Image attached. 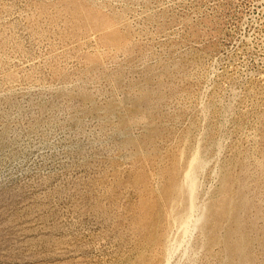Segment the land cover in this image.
Wrapping results in <instances>:
<instances>
[{
  "label": "rangeland",
  "instance_id": "1",
  "mask_svg": "<svg viewBox=\"0 0 264 264\" xmlns=\"http://www.w3.org/2000/svg\"><path fill=\"white\" fill-rule=\"evenodd\" d=\"M0 264H264V0H0Z\"/></svg>",
  "mask_w": 264,
  "mask_h": 264
}]
</instances>
